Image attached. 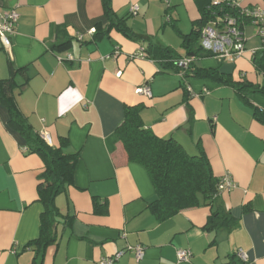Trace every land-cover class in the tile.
<instances>
[{
  "label": "crops",
  "instance_id": "1",
  "mask_svg": "<svg viewBox=\"0 0 264 264\" xmlns=\"http://www.w3.org/2000/svg\"><path fill=\"white\" fill-rule=\"evenodd\" d=\"M211 1L239 0H111L118 26L95 40L96 25L107 24L100 0H0V10L17 14L10 46L0 42V81L11 82L33 134L45 132L49 146L77 155L72 184L54 198L53 241L41 264H101L118 254L113 264H226L239 251L246 264H264L260 39L249 44L247 23L239 59L201 56L186 76L156 61L164 50L186 56L184 39ZM240 6L264 8V0ZM142 52L147 57L135 58ZM242 83L257 90L238 91ZM143 86L150 98L137 93ZM135 106L145 129L203 156L217 179L231 177L234 188L220 194L217 206L235 226L205 230L211 211L203 205L157 220L148 173L127 161L115 133L126 107ZM43 171V159L9 126L0 100V264H38L33 241L44 212L37 193ZM180 250L190 259L178 260Z\"/></svg>",
  "mask_w": 264,
  "mask_h": 264
},
{
  "label": "trees",
  "instance_id": "2",
  "mask_svg": "<svg viewBox=\"0 0 264 264\" xmlns=\"http://www.w3.org/2000/svg\"><path fill=\"white\" fill-rule=\"evenodd\" d=\"M100 1L107 24L104 28L100 24L96 25L95 40L101 39L109 27L118 26L114 21L115 15L111 0ZM219 2L222 6L228 3ZM215 11L218 12L219 10ZM231 13L233 14V12ZM210 16L211 13L207 7L196 24V29L184 39L183 48L186 56L175 57L170 51L164 50L162 51L163 56L156 61L164 66H173L184 76L190 74L196 58L211 56L200 47V31ZM126 30L121 29L128 36ZM129 37L134 39L132 35ZM183 58L193 59L191 64L184 69L177 66V62ZM245 89L250 92L257 90V88L246 83H242V86L238 87V91ZM11 90V82L0 81V100L7 107L9 126L24 137L28 151L39 154L44 161V171L37 187L38 200L43 203L44 212L41 216L39 238L33 241L37 246L35 250L36 259L38 264H41L45 248L53 241L51 224L54 218L53 212H55L54 198L72 184L77 155H66L61 148L47 145L41 135L33 134L25 118L17 110L10 95ZM140 111L141 108L138 106L126 107L123 121L115 133L127 156V161L142 165L148 173L156 194V198L149 205V209L157 220L163 221L185 209L203 205L210 208L211 211L204 226L205 230L215 231L235 226V219L218 209L217 201L221 194L218 191V185L221 179L213 176L207 160L203 156H189L174 140L158 138L151 131L145 129ZM226 264L246 263L234 254L229 256V261Z\"/></svg>",
  "mask_w": 264,
  "mask_h": 264
},
{
  "label": "built area",
  "instance_id": "3",
  "mask_svg": "<svg viewBox=\"0 0 264 264\" xmlns=\"http://www.w3.org/2000/svg\"><path fill=\"white\" fill-rule=\"evenodd\" d=\"M241 1L243 0H239L238 3L228 2L224 6L219 1H212L208 6L211 16L201 28L200 47L205 53L210 54L219 61L234 62L242 56L245 43L243 27L247 23L256 29V37L260 39L264 49V8L244 9L240 6ZM137 13L138 8L134 7L132 14ZM16 20L17 14L15 11L0 10V42L4 48L10 46L9 35L14 31ZM137 57L144 58L146 55L142 52L135 56V58ZM192 60V58H183L177 62V66L184 69L191 64ZM137 93L148 98L151 97L150 90L146 86L137 89ZM41 137L47 145L51 144L47 133L42 132ZM233 188L234 183L228 175L224 176L218 185L220 193L229 192ZM132 250L135 251L137 258L141 259L143 255L142 248L135 247ZM119 255L114 258L102 259L101 264H113ZM236 255L242 262L246 263V256L241 251ZM190 257L191 253L188 250H180L177 253V258L180 261L189 260Z\"/></svg>",
  "mask_w": 264,
  "mask_h": 264
},
{
  "label": "rangeland",
  "instance_id": "4",
  "mask_svg": "<svg viewBox=\"0 0 264 264\" xmlns=\"http://www.w3.org/2000/svg\"><path fill=\"white\" fill-rule=\"evenodd\" d=\"M246 37H252L253 39L251 40L252 42H250L249 44H253L254 42L258 43V41L254 38V36L256 35V29L254 27H248L246 29Z\"/></svg>",
  "mask_w": 264,
  "mask_h": 264
}]
</instances>
